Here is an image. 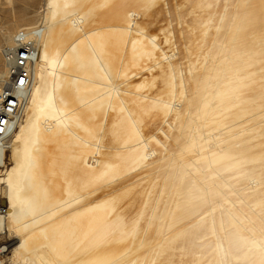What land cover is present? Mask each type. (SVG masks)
Masks as SVG:
<instances>
[{
    "label": "bare ground",
    "instance_id": "bare-ground-1",
    "mask_svg": "<svg viewBox=\"0 0 264 264\" xmlns=\"http://www.w3.org/2000/svg\"><path fill=\"white\" fill-rule=\"evenodd\" d=\"M35 25L8 263L264 264V0H43L0 72Z\"/></svg>",
    "mask_w": 264,
    "mask_h": 264
},
{
    "label": "built area",
    "instance_id": "built-area-1",
    "mask_svg": "<svg viewBox=\"0 0 264 264\" xmlns=\"http://www.w3.org/2000/svg\"><path fill=\"white\" fill-rule=\"evenodd\" d=\"M42 28L35 25L27 30H18L13 35V47L1 55L3 64L0 72V151L6 152L12 135L21 119L20 105H26L33 83V73ZM6 161L0 157V168ZM6 215V207L0 200V264L8 263V253L12 240L6 236L1 221Z\"/></svg>",
    "mask_w": 264,
    "mask_h": 264
},
{
    "label": "rangeland",
    "instance_id": "rangeland-1",
    "mask_svg": "<svg viewBox=\"0 0 264 264\" xmlns=\"http://www.w3.org/2000/svg\"><path fill=\"white\" fill-rule=\"evenodd\" d=\"M42 5L43 0H0V47L4 46L13 24L36 21ZM20 11H26L27 15L20 17L17 14Z\"/></svg>",
    "mask_w": 264,
    "mask_h": 264
},
{
    "label": "water",
    "instance_id": "water-1",
    "mask_svg": "<svg viewBox=\"0 0 264 264\" xmlns=\"http://www.w3.org/2000/svg\"><path fill=\"white\" fill-rule=\"evenodd\" d=\"M1 203H3V200H1Z\"/></svg>",
    "mask_w": 264,
    "mask_h": 264
}]
</instances>
